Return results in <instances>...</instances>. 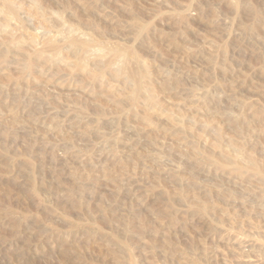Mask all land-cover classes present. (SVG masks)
Masks as SVG:
<instances>
[{
  "label": "rangeland",
  "instance_id": "obj_1",
  "mask_svg": "<svg viewBox=\"0 0 264 264\" xmlns=\"http://www.w3.org/2000/svg\"><path fill=\"white\" fill-rule=\"evenodd\" d=\"M14 1L16 19L0 0V264H264V184L205 159L219 134L264 165V0ZM30 1L51 34L76 26L122 60L120 78L65 52L23 69L13 45L47 30ZM145 90L160 110L146 118Z\"/></svg>",
  "mask_w": 264,
  "mask_h": 264
},
{
  "label": "bare ground",
  "instance_id": "obj_2",
  "mask_svg": "<svg viewBox=\"0 0 264 264\" xmlns=\"http://www.w3.org/2000/svg\"><path fill=\"white\" fill-rule=\"evenodd\" d=\"M91 2L94 3L95 0H93ZM17 3L20 4V2H17ZM19 4H16L14 0H3V8H1V9H4V10H1V12L4 11L5 14L8 16V18H15L16 19L17 13H19L18 11L20 10V6H21V5L19 6ZM29 5H30L31 11L33 13V14L31 13V15H34L38 19V21L36 23H38V24L41 23L47 30L41 36H38L40 34L39 32H38L39 34H29V37L27 38L29 41L26 39V41H28V48L26 46H25L26 47L25 48L24 46H22L18 42L13 45L15 47L14 51H16V54H17V55L15 54V55L18 56V61L22 65L23 69H27L31 66L33 68H37L38 62H49L50 58L44 54L46 51H50L53 54H59V53L61 54L62 52H65V54H72V55L77 56V59H76V62L74 63V66L79 67V68H84V70L86 72L85 75H88L93 80H97V79L101 78L100 73L104 67H107L109 69L110 74L113 78H120V74H121V71L123 69L122 60H116L113 57L106 58L105 57L106 56L105 48L103 46H101V47L99 46L98 48H94L93 47L95 45V44L93 45L94 41L90 40L91 38L87 39L88 38L87 36H86L87 37L86 38V37H81L80 35H78L76 30H74V28L76 26L73 28L71 26L69 27V26L63 24V28H62V31L60 32V34H57V35H54L53 33L51 34L49 29H48L49 28V22H50L49 19L51 17V13L40 10V8L38 7V2L36 3V1H32L31 3H29ZM82 5H83V3H82ZM83 8H85V7H83ZM254 15H255V17H257V15L255 13H254ZM17 17H19V16H17ZM55 17H56V15H55ZM36 18H35V21L37 20ZM60 18H61V16H60ZM56 19H57L56 24H58V26L62 25V23H61L62 18H61V20H59V17L58 18L56 17ZM6 22L8 24V21H6ZM92 22H93V20L91 22L86 23L87 28H86V24L83 23V24H85L84 27L86 29H88V27L94 28L96 26V24L94 26V24ZM63 23H65V22L63 21ZM53 24H54V22H53ZM42 25H40V26H42ZM70 25H72V24H70ZM80 25H82V24H80ZM65 26H67V27H65ZM82 27L83 26H81V28ZM40 28L42 29V27H40ZM14 29L15 28H13V30H10V28H9V29L5 30L4 36H5L6 41H13L15 39L14 32H17V31H14ZM135 29H137V27ZM77 31H79V30H77ZM27 32H29V31H27ZM41 32H42V30H41ZM26 34H23V36H26ZM84 35H86V34H84ZM142 36H143V33H142ZM95 42H96V40H95ZM11 48L13 49L12 46H11ZM134 63H135L134 66L141 65L139 62H134ZM44 64H46V63H44ZM141 68L146 71L144 64H142ZM127 81H128L127 77L122 78V82L124 85H127V83H128ZM144 95H145V99L139 104V107H140L141 113L143 114V117L144 118L148 117V114L150 112H152L153 115H154V113H155V115H156V113H160V110L157 108L156 100L154 98L150 97L148 90H145ZM134 99H135V97L132 94H130L127 97L128 101H134ZM95 108H96L95 112H101L100 108L99 109H97L98 107H95ZM170 118H171L172 123H174L178 127H182V125L185 124V122L182 119H179L176 117H170ZM206 127L207 126H204V128H206ZM198 140H199V138H198ZM204 145H205V143H204ZM212 145L218 149L219 155H220V160L219 159L214 160V157L210 154H206L205 159H209V161L213 160L216 163H218L219 161L221 163H229V161L232 160L233 162L236 163V168L234 171L236 172V174L238 176H242L245 174V172H248L250 170V171H252V174H254V177H256V179L260 183L264 184V165H260L257 162L256 158L254 156H252L251 154L244 155L242 145L231 142V141L224 143L221 140L219 134H216L214 136ZM155 157L156 156H154V158ZM157 164H159V162ZM197 210H198V212H204L205 209L203 207H197ZM238 249L240 250V248H238Z\"/></svg>",
  "mask_w": 264,
  "mask_h": 264
}]
</instances>
